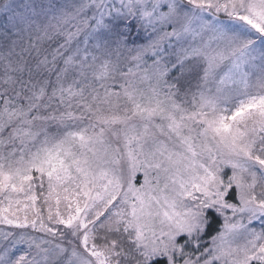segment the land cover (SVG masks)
<instances>
[{"label": "snow or ice", "instance_id": "obj_1", "mask_svg": "<svg viewBox=\"0 0 264 264\" xmlns=\"http://www.w3.org/2000/svg\"><path fill=\"white\" fill-rule=\"evenodd\" d=\"M0 264H264V0H0Z\"/></svg>", "mask_w": 264, "mask_h": 264}]
</instances>
